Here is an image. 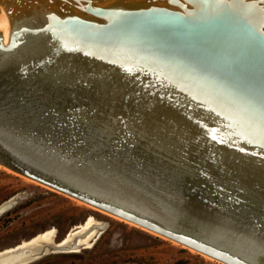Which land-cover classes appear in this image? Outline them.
Segmentation results:
<instances>
[{
	"label": "water",
	"instance_id": "water-1",
	"mask_svg": "<svg viewBox=\"0 0 264 264\" xmlns=\"http://www.w3.org/2000/svg\"><path fill=\"white\" fill-rule=\"evenodd\" d=\"M0 16L3 170L264 264V0H0Z\"/></svg>",
	"mask_w": 264,
	"mask_h": 264
},
{
	"label": "rangeland",
	"instance_id": "rangeland-1",
	"mask_svg": "<svg viewBox=\"0 0 264 264\" xmlns=\"http://www.w3.org/2000/svg\"><path fill=\"white\" fill-rule=\"evenodd\" d=\"M14 196L15 205L0 216V251L47 229H55L59 241L90 215L104 225L95 241L57 249L29 264H222L0 169V205Z\"/></svg>",
	"mask_w": 264,
	"mask_h": 264
},
{
	"label": "bare ground",
	"instance_id": "bare-ground-1",
	"mask_svg": "<svg viewBox=\"0 0 264 264\" xmlns=\"http://www.w3.org/2000/svg\"><path fill=\"white\" fill-rule=\"evenodd\" d=\"M9 27H11L9 18L0 16V33L8 29ZM0 169L2 168L0 167ZM17 197L18 196H14L10 198L8 201L0 205V216L6 213L7 211H9L15 205V200L17 199ZM80 203L86 205L91 210L97 211L107 217H111V218L124 221L116 216H113L109 213H106L97 208L89 206L85 203H82V202ZM124 222H127V221H124ZM127 223H130V222H127ZM103 228H104V225H101L98 221H96V219L93 216L90 215L84 223L73 227L67 233V235L59 241H57L56 230L47 229L45 231L37 233L36 235H34L33 237L27 240H22L20 243L12 247L1 250L0 251V264H29L35 261L36 259L40 258L39 255L41 254L46 255L51 252L54 253V251L57 249L60 250L63 248H73L77 245H84L88 243L89 241L91 242L92 240H94L96 236L99 234L98 230L103 229ZM150 233L155 234L153 232H150ZM155 235L158 236L157 234ZM79 237L81 238L78 239ZM180 246L185 247L183 245H180ZM189 250L194 251L192 249H189ZM203 256L208 260H213V258L209 256H206V255H203Z\"/></svg>",
	"mask_w": 264,
	"mask_h": 264
}]
</instances>
